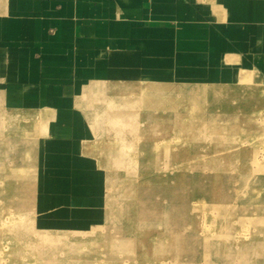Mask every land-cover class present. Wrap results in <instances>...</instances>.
<instances>
[{"label":"crops","instance_id":"obj_1","mask_svg":"<svg viewBox=\"0 0 264 264\" xmlns=\"http://www.w3.org/2000/svg\"><path fill=\"white\" fill-rule=\"evenodd\" d=\"M245 89L264 100V0H0V150L32 175L41 231L107 222L99 159L139 156L141 111Z\"/></svg>","mask_w":264,"mask_h":264},{"label":"rangeland","instance_id":"obj_2","mask_svg":"<svg viewBox=\"0 0 264 264\" xmlns=\"http://www.w3.org/2000/svg\"><path fill=\"white\" fill-rule=\"evenodd\" d=\"M252 92L141 111L139 156L99 159L108 220L86 233L37 229L32 175L0 150V264H264V100ZM186 106L183 133L173 115Z\"/></svg>","mask_w":264,"mask_h":264}]
</instances>
